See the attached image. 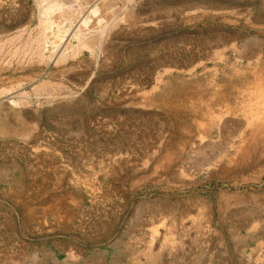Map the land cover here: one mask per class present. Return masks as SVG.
<instances>
[{"label":"rangeland","instance_id":"obj_1","mask_svg":"<svg viewBox=\"0 0 264 264\" xmlns=\"http://www.w3.org/2000/svg\"><path fill=\"white\" fill-rule=\"evenodd\" d=\"M260 85L264 0H0V264H264Z\"/></svg>","mask_w":264,"mask_h":264},{"label":"bare ground","instance_id":"obj_2","mask_svg":"<svg viewBox=\"0 0 264 264\" xmlns=\"http://www.w3.org/2000/svg\"><path fill=\"white\" fill-rule=\"evenodd\" d=\"M244 92L247 94L249 102L243 108L246 120L244 119L245 121L241 125L244 129L238 138L242 143L241 146L244 147L242 151L245 153V158H250L256 163L264 162V86L250 87ZM219 101L221 104L227 101L224 93L221 94L217 103ZM215 102V95H213L209 101V106L212 108ZM240 123L242 122L240 121ZM208 132L209 129L205 133Z\"/></svg>","mask_w":264,"mask_h":264}]
</instances>
